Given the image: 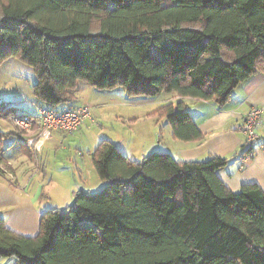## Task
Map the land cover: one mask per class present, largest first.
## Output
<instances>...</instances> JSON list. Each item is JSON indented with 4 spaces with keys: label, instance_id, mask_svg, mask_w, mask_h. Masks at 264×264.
<instances>
[{
    "label": "trees",
    "instance_id": "obj_1",
    "mask_svg": "<svg viewBox=\"0 0 264 264\" xmlns=\"http://www.w3.org/2000/svg\"><path fill=\"white\" fill-rule=\"evenodd\" d=\"M12 58L34 68V94L49 110L76 102L80 82L130 97L176 93L225 103L264 74V0H0V65ZM154 115L177 140L204 137L182 102ZM251 147L241 157L252 156ZM92 159L104 187L76 192L66 211L46 210L35 237L0 218V258L264 264V190L231 191L218 176L227 159L180 162L154 152L130 160L108 140Z\"/></svg>",
    "mask_w": 264,
    "mask_h": 264
},
{
    "label": "crops",
    "instance_id": "obj_2",
    "mask_svg": "<svg viewBox=\"0 0 264 264\" xmlns=\"http://www.w3.org/2000/svg\"><path fill=\"white\" fill-rule=\"evenodd\" d=\"M78 86L76 102L58 106L55 110L90 108V117L73 135L54 131L39 152L43 154L46 149L59 152L62 164L57 169L58 176H73L75 185L62 179H49L48 186L56 185L59 191L49 195L42 192L40 184L26 182L36 164L31 159L30 151L27 150L30 156L22 154L17 158L23 157L25 162L31 163L26 170L18 173L20 167H15L17 160L4 158L0 147V164L12 170L10 173L0 168V218L10 231L24 237H35L40 232L42 215L46 210L53 208L63 211L54 206L56 198L65 203L66 211L73 204L76 192L95 193L102 189L105 182L95 169L92 154L103 140L114 143L130 160L141 161L154 152L170 153L180 162H201L213 157L227 159V166L218 172V176L231 191L239 192L244 184H257L264 190V115L255 128L256 139L251 147L253 155L246 162L241 156L249 149L248 136L238 129L252 108H264L263 73L255 74L238 85L225 103L181 98L176 93L130 97L122 88L99 91L86 82H80ZM35 102L42 107L37 98ZM180 102L184 103L203 133L201 141L175 139L166 119L157 120L156 115L152 116L164 105L173 104L177 108ZM14 105L8 104L11 108L9 113L23 115L17 112L20 110H16ZM6 135L0 133L2 137ZM14 135L26 140V136L18 131ZM13 141H16V137ZM11 147H16V143ZM0 264H16V259L0 258Z\"/></svg>",
    "mask_w": 264,
    "mask_h": 264
},
{
    "label": "rangeland",
    "instance_id": "obj_3",
    "mask_svg": "<svg viewBox=\"0 0 264 264\" xmlns=\"http://www.w3.org/2000/svg\"><path fill=\"white\" fill-rule=\"evenodd\" d=\"M36 82V73L34 68H32L27 63L17 59L12 58L8 61H5L0 65V133H7L6 136H0V147L3 150L2 156L4 158H11L12 160H17L15 167H20L17 171L18 173L26 170L31 163L25 162L24 158L17 159L22 156V154H29L27 150L31 153V159L36 163L34 165V170L31 171L30 177L27 176L28 184H40L39 187H42V192L54 193L56 194L59 189L56 185H49L48 180H64L70 181L69 184L75 185V179L73 176L60 178L58 176L57 169L61 167L62 160L59 152L44 150L43 154L39 152H34L29 149L26 145V140L22 136H15L14 133H17L18 129L12 123L11 116L6 112L2 116L3 110L6 108L7 113H9V106L12 103L18 104L13 107L16 110H20V114L24 116L37 117L40 115L39 107L37 106L35 100V94L33 91V85ZM9 104V106H8ZM154 113V112H153ZM152 113V116H155ZM157 117V116H155ZM157 117V120H159ZM19 132V131H18ZM16 137V141L13 139ZM18 139V140H17ZM16 143V147H11ZM30 156V154H29ZM38 161V162H37ZM0 168L6 170L7 172H12L7 165L0 164ZM46 175V177H45ZM56 198V197H55ZM54 206L59 207L61 210H65L66 205L59 199H55Z\"/></svg>",
    "mask_w": 264,
    "mask_h": 264
},
{
    "label": "built area",
    "instance_id": "obj_4",
    "mask_svg": "<svg viewBox=\"0 0 264 264\" xmlns=\"http://www.w3.org/2000/svg\"><path fill=\"white\" fill-rule=\"evenodd\" d=\"M40 115L37 117L12 115V123L19 132L26 136V145L34 152H40L44 145L51 139L54 131L73 135L80 130L86 118L90 117V108H68L62 111L49 110L39 107ZM264 115V108H252L246 115L238 129L248 136V145L256 139L255 128L260 124ZM249 157L243 158L246 162Z\"/></svg>",
    "mask_w": 264,
    "mask_h": 264
}]
</instances>
